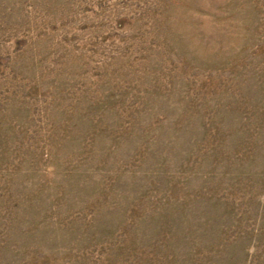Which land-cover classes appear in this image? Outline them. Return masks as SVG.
<instances>
[{"label": "rangeland", "instance_id": "374dc122", "mask_svg": "<svg viewBox=\"0 0 264 264\" xmlns=\"http://www.w3.org/2000/svg\"><path fill=\"white\" fill-rule=\"evenodd\" d=\"M0 264H264V0H0Z\"/></svg>", "mask_w": 264, "mask_h": 264}]
</instances>
